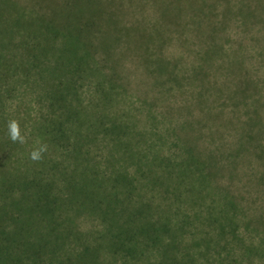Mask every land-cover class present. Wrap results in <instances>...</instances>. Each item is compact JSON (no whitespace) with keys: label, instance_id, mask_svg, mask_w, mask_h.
I'll return each mask as SVG.
<instances>
[{"label":"trees","instance_id":"1","mask_svg":"<svg viewBox=\"0 0 264 264\" xmlns=\"http://www.w3.org/2000/svg\"><path fill=\"white\" fill-rule=\"evenodd\" d=\"M233 17L253 31L264 0H0V264L264 263V205L246 199L263 94L221 57ZM195 36L192 69L165 54ZM243 163L258 170L239 187Z\"/></svg>","mask_w":264,"mask_h":264},{"label":"rangeland","instance_id":"2","mask_svg":"<svg viewBox=\"0 0 264 264\" xmlns=\"http://www.w3.org/2000/svg\"><path fill=\"white\" fill-rule=\"evenodd\" d=\"M147 9L149 10L150 7H147ZM237 22L238 20L234 19V17L231 18L227 22L228 28L223 33L220 34L221 38H217L216 43L221 45L223 48L221 51L222 59L227 60L229 56H232V58L235 57L239 58L240 60H242L244 68H246L250 72V74L256 81L260 82L261 93L263 94L262 100L264 102V53L261 56L259 55L260 52H263V47H264V24L259 23L252 27L253 31L249 30L248 32H244L243 27L240 25V23ZM217 35H219V32L217 33ZM198 40H199L198 37L196 36L192 37V40L187 42L185 46L180 45L177 40H174L171 44L167 45L165 49V54L168 57H173V58H181V56L183 55L180 66L181 68H187L188 70H190L192 69L190 67L196 64L194 53H197L203 46V44L201 43L203 42V39L202 41L200 40L201 42ZM239 45H241V48H239ZM186 50H189L190 53L186 52ZM235 52H237L238 54L237 55L234 54ZM126 67L127 70L129 71H132L134 69V67L130 62L126 63ZM136 76L137 73H135L132 77L133 82H135ZM213 79L218 84H221L225 81V79H231V77L226 76L225 78L220 71H214ZM132 96L134 97L127 98V105H131L133 102L137 101L135 100L136 95H132ZM226 108L228 109L229 107L227 106ZM226 115L225 117L231 119L233 123L237 122L236 115L232 114L230 116V114L227 113ZM261 116L264 122V105L261 109ZM228 129H229L228 132H231L233 128H228ZM232 138L233 136L224 137V141H223L224 146L230 141H233ZM262 142L264 144V139ZM219 143H220V139H215L214 141H212L211 147L215 148L217 147V145H219ZM252 170L257 171L258 167L255 164L247 165V163H243L239 168V173H238L239 178L235 180V183L239 187H242L247 180V177L245 175L253 174ZM223 182L224 181H222L221 184ZM258 187L260 188L261 192L259 191L257 193H255V191L252 188H248L247 191L248 194L246 197L248 209L253 206H259L261 204L264 205V185H259ZM211 199L215 200L214 197ZM205 201L207 203L209 202L208 199H206ZM252 201H255V203L252 204L251 203ZM216 205L217 203L215 202L214 206ZM86 224L85 226H87ZM259 264H262V262H259Z\"/></svg>","mask_w":264,"mask_h":264},{"label":"clouds","instance_id":"3","mask_svg":"<svg viewBox=\"0 0 264 264\" xmlns=\"http://www.w3.org/2000/svg\"><path fill=\"white\" fill-rule=\"evenodd\" d=\"M8 136L12 142L23 144L26 142L25 137L21 134L19 122L15 119L7 122ZM47 151V144H41L30 153V158L33 161H40L43 154Z\"/></svg>","mask_w":264,"mask_h":264}]
</instances>
